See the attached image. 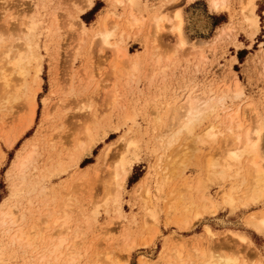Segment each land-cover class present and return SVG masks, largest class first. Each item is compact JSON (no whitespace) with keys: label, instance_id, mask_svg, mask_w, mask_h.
<instances>
[{"label":"rangeland","instance_id":"1","mask_svg":"<svg viewBox=\"0 0 264 264\" xmlns=\"http://www.w3.org/2000/svg\"><path fill=\"white\" fill-rule=\"evenodd\" d=\"M34 1L29 12L21 13L25 1L0 0V36L6 40L0 45L19 42L22 31L14 29L20 28L28 13L25 21L39 43L43 78L30 127L25 129L31 114L25 98L13 103L12 113L0 112V204H15L16 210L25 212L23 225L35 242L33 246L11 245L8 233L0 227V264H70L73 260L77 261L73 264H201L196 247L208 254L238 255L249 264L260 258L264 261V234L247 224L251 214H261L264 207L246 197L248 182L242 175L235 172L224 179L210 175L221 170L211 163H223L236 142L222 126L216 128L214 141L199 136L221 120L226 110L237 107L245 126L264 125V0H255L260 21L257 36L251 34L244 18L245 0H228L220 11L211 7L210 0H144L149 6L146 24L121 33L124 25L120 22L112 39H123L133 53L127 56L130 61L118 58L96 35L105 13L124 12L113 0H94L93 8L84 14L75 13L79 0ZM178 11L185 47H180L171 30ZM158 13L168 19L159 33L150 21ZM8 20L12 38L6 29ZM111 20L113 27L117 20ZM80 22L88 26L84 34ZM135 62L138 68L134 70ZM236 87L243 92L239 96ZM191 92L206 98L224 96L217 112L220 117L216 121L217 114L211 113L193 135L182 134L168 144L170 114ZM95 113L98 122L92 137L86 127L92 130ZM52 135L57 147L64 144L63 167L44 170L49 177L33 169L45 183L13 192L18 158ZM77 139L82 143L79 150ZM109 144L111 151L104 156ZM40 146L36 165L43 167L49 152ZM123 156L133 161V168L117 202L107 195L108 179ZM232 186L238 194L233 206L222 200ZM203 192L218 205L215 215L204 211ZM56 218L65 226L55 224ZM187 218L195 223L189 230L179 223ZM61 233L70 236L65 256L60 261L52 256L39 262L45 246L41 235L53 238ZM238 233L248 236L251 244L242 242L235 236Z\"/></svg>","mask_w":264,"mask_h":264},{"label":"bare ground","instance_id":"2","mask_svg":"<svg viewBox=\"0 0 264 264\" xmlns=\"http://www.w3.org/2000/svg\"><path fill=\"white\" fill-rule=\"evenodd\" d=\"M23 1L25 2L24 3L20 2L21 3L20 6L22 9L21 13L29 12V9L32 7V5L36 3L34 0H23ZM79 1H80L79 4L75 3L76 10H77L75 13H83V14L87 13L89 10L93 8L94 3H95L94 0H79ZM112 3L113 5H120L124 7L123 14H118L116 10H109L108 13H105L106 15L103 17L102 21H100L101 22L100 28L97 34L96 33L95 34L101 38V41L104 44V46L110 48L114 52L113 54H115L118 58L125 57L127 59L128 58L127 56L133 53L129 51L128 47L123 45V41H122L123 39L119 41L112 40L113 37H115L116 35V29L119 27V24L121 25L120 22H122L124 25L123 26L124 29L123 31L121 30V33H123L125 29L131 30V29L141 27L142 25H144L146 18H147L144 14L148 10L149 6L145 4L144 0H113ZM227 3H228V0H210V5L215 11H220L226 8ZM255 9H256L255 0H245V6L243 10L244 18L249 23L250 29L252 30L251 34H253L254 36H257L260 30V21H259L258 14L255 12ZM27 15L28 13L23 15V18L21 19V22L19 24L20 28H18V26L16 25L14 29V30L19 29L20 31H22L21 34L19 35L15 33V35H18L17 41L19 42L17 43L10 42L8 44L6 43L5 45H0V112L2 110H6L9 114L12 113V110L14 108L13 103L18 99L25 98V100L28 101L31 107V114L28 118V122L26 120L27 125L26 127L24 126L25 129L30 127L35 120V116L37 113V93H38V90L41 89V82L43 79L40 76V73L42 70L41 64H40L42 61V57L39 51V43L36 42L35 37H33L35 36L33 33V30H34L33 27L30 25V23L25 21V17H27ZM73 16H75L74 13H73ZM111 19L117 20V24H115L113 27L109 26V20ZM150 19H151L150 21H152L151 26L157 33L163 30V28L165 27L164 26L165 21L168 20L167 17L163 13L152 15ZM172 19L175 21L173 24L171 23V30L177 36L180 47H185L187 45V39L183 36V33H182L183 18H182L181 12L178 11L177 13H175ZM5 24H6L7 32H9L8 36L12 38V36H14L12 33H10L11 30L13 29L10 27L12 24L9 22V20ZM80 24L82 27V33L83 34L86 33L88 26L84 22H80ZM21 26H24V27H21ZM3 42H6V40L5 38H3V35H1L0 44H2ZM125 58L123 60H125ZM32 64H35V66L33 65L34 67H32ZM118 65H119V61H116L114 66L117 67ZM136 68H138L137 62H135L133 65V69L135 70ZM33 69L35 70L34 72H33ZM118 70L120 71L119 68ZM235 93L237 96H239L243 92L239 90L238 87H236ZM223 99H224V96H218L216 98L215 97L206 98L200 93L193 94L191 92L186 98H184V101L182 100V103H179L178 105L174 107L171 114L169 113L170 114V117H169L170 124L168 125V131L170 132L168 135L166 134L167 139L166 141L165 140L164 141L167 142L168 144H171L172 142H175L178 136L182 134L193 135V133L195 132L194 130L196 126L202 125V123L205 121L206 118L209 117L211 113L215 115L217 114L220 108V103H222ZM97 116H98V113H95L94 114L95 122L92 123V130H91L90 125L86 127V130H87L86 132L90 136L92 135L94 131L95 124H97L98 122ZM223 116L224 117H222L221 120H219L217 123H213L207 126V128L204 129L203 134L202 133L199 134V136L202 135L201 139L204 141L206 140L214 141L217 138V134H218L216 131V128H220L222 126L225 131L227 130L230 133V135L232 136L231 139L236 142V147L234 149L227 150L223 163L212 162L211 160L212 168L220 165L221 170L219 169L220 170L219 172H214V173L210 172V175L211 177L217 176V178H223V179L230 174L232 175L235 172H236L235 175L238 177L240 176V178L242 175V177L244 178L243 181L245 183L248 182V188L246 189L247 191L246 197H248V199L255 205H262L264 207V141H263L264 140V125L263 124L261 125L259 122V124H256L253 126H249V127L245 126L244 122L242 121L243 119H241L242 115H241L240 107H237L236 109L226 110V114ZM219 117L220 116L217 114L215 117L216 121L219 119ZM3 121L7 123L6 120H3ZM99 125H101L100 122H99ZM219 131L223 133V129H220ZM55 140H56L55 136L52 135L46 139H43V138L42 140L40 139V142L35 141L36 143L35 142H34L35 144L32 143L33 144L32 147H29L27 150H25V152L20 156V158H18V161L16 162V170H15L16 172L14 175L15 183L13 185L14 186L13 192L17 188H20L22 186L24 187L27 185L38 186L40 182L44 181L42 179H45L41 175V178H40L41 181L38 180L40 176L38 175V173L41 174V172L43 173L44 170L46 172L47 169L50 170L51 168L57 169V168L63 167L64 159L61 156V154L63 153L64 144L62 143L61 148L59 145L57 147ZM121 140H123V137ZM129 141L130 140H128L126 143L127 146L130 144ZM41 142H42V145L40 146ZM12 143L13 142L10 141L9 145H12ZM57 144H58V141H57ZM166 145L167 144H165V146ZM39 146L40 148H43L49 152V155L47 156L48 158L44 162L43 167L36 165L37 160H38L37 158L39 157L38 156ZM75 148H78L77 150H79V148H82V143L80 140L76 142ZM111 148H112V144L111 145L109 144V146H107L106 149L104 150L105 151L104 156H107L110 153ZM55 149L56 151L54 152ZM44 153H46V151ZM69 156L71 157V155ZM70 159H72V157ZM132 168H133V161H129L125 156H123L121 157V161L119 162V164H117L115 171L112 172L113 173L112 177L109 176L107 195L110 197L112 196L113 200L117 202L120 200L121 198L120 190L126 183V180L129 174L131 173ZM33 169L37 170L38 173L37 174L32 173ZM55 171L57 172L59 170H55ZM144 182H145V179H144ZM33 186L31 187L33 188ZM203 187L204 186L201 184L199 186V189L202 190ZM41 188H43V186ZM111 188H112V191H111ZM40 190L43 191V189H40ZM29 192H31V190ZM236 194H237V187L232 186L229 190H227L223 194V199H222L223 202L227 205L233 206L234 203L237 202ZM148 195H150V191H148ZM202 198L205 202L203 206L204 211L215 215L218 210V205L208 196L206 192H203ZM16 208L17 206H15V204L7 205V204H4L3 202L0 204V227H2L8 233L9 242L11 245H15V246L17 245L18 247L19 246L23 247V245L33 246L35 242L30 237L31 232L29 233L27 229L25 228V226L23 225L24 224L23 222L26 218V214L25 212L19 209L16 210ZM199 215L200 214H196L195 217ZM59 219L60 218H56L54 220V223L57 225L60 224L61 227H64L65 223L64 224L59 223ZM219 220L223 224L224 220L223 219H219ZM179 223L182 224L181 226H183L186 230L192 229L193 225L195 224V223L192 224V222L188 218L182 220ZM247 224L252 229L256 230L257 232L264 234V210L261 212V214H254V215L251 214V217L248 219ZM206 228H207L206 229L207 232L211 234L212 229L209 226H207ZM75 233H76L75 235L79 234L77 232ZM41 236H42L43 243L45 244V246L42 248V252L39 256V262L43 263L44 261H49V259L52 256H54L56 260L60 261V259H62L65 256L64 245L67 244V242L70 239V236L65 235L64 233L63 234L61 233L53 238L47 236L48 237V238L46 237L47 239L43 237V234ZM235 236H237L242 242H245L246 244H251V240L248 238V236L243 235L242 233L241 234L238 233V235H235ZM68 248L69 246L67 247V249ZM195 250L197 251V256H201L202 258L201 264H249L246 259L240 260L238 255H232V254L231 255H225V254L215 255L211 252L208 254L205 250H202V249L200 250L197 247ZM175 251L178 254H180L177 248ZM74 262L75 260L70 261V264H73ZM252 264H264V261L262 260V258H260L257 262L255 261Z\"/></svg>","mask_w":264,"mask_h":264}]
</instances>
